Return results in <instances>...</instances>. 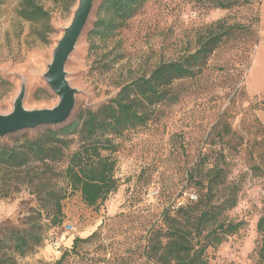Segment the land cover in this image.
<instances>
[{
	"label": "rangeland",
	"instance_id": "1",
	"mask_svg": "<svg viewBox=\"0 0 264 264\" xmlns=\"http://www.w3.org/2000/svg\"><path fill=\"white\" fill-rule=\"evenodd\" d=\"M23 0H0V113L8 114L22 89L27 109L53 108L60 98L46 79L54 52L72 23L79 0L66 9L64 0H35L50 13L48 42L36 38L37 25L22 19ZM102 0H96L88 24L66 63L67 78L77 90L71 122L82 109H97L120 86L146 75L161 62L194 52L210 30L232 27L230 34L192 77L175 82L176 101L162 103L150 121L114 138L116 149L104 150L116 160L118 187L95 206L79 190L63 200V219L53 226L31 193L36 190L2 171L10 186L0 197V231L40 222L41 243L17 264H158L151 234L173 212L205 192L196 184L206 168L218 162L225 169L227 192H237L228 218L242 221L240 230L207 250L216 264H260L264 234V0H242L229 9L204 0H149L117 35L97 41L90 50L88 32ZM223 26V27H221ZM58 127V126H55ZM46 127L0 137L14 145L24 135ZM74 137L66 155L80 148ZM225 154L222 157V154ZM66 161L55 164L60 172ZM205 169L204 171H202ZM56 186H65L57 175ZM69 192V191H68ZM72 226V227H69ZM79 239L77 243L74 241Z\"/></svg>",
	"mask_w": 264,
	"mask_h": 264
},
{
	"label": "trees",
	"instance_id": "2",
	"mask_svg": "<svg viewBox=\"0 0 264 264\" xmlns=\"http://www.w3.org/2000/svg\"><path fill=\"white\" fill-rule=\"evenodd\" d=\"M64 1L67 10L76 2ZM147 1L102 0L94 26L88 32L90 50L97 47V41L114 38ZM204 1L221 9L243 3L242 0ZM18 15L37 25L39 42H48L53 26L50 13L43 5L35 0H23ZM231 28L210 30L194 52L180 60L161 62L149 74L122 84L109 101L97 109L80 110L68 124L46 127L35 136L24 135L11 146L0 145V197L8 193L4 191L10 186L2 171L12 170L17 181L35 187L31 193L39 205L53 211V216L48 213L53 226L62 222V202L75 190L81 192L89 206L104 201L117 189L118 178L115 176L116 160L102 152L114 151V138L126 130L146 125L160 104L176 101L175 82L196 75L230 34ZM6 83L0 76V84ZM72 134L80 135L83 142L78 150L67 156L66 150L74 140ZM62 161H66V166L59 172L55 164ZM57 175L63 176L65 186L55 185ZM226 178L225 169L218 162L214 163L196 182L205 192H199L195 200H189L173 212L163 213L162 224L151 234V249L158 264H216L208 258L207 250L222 244L244 223L228 218L227 211L237 205L238 196L237 192H227L230 186ZM41 229L40 222H32L23 229L12 227L0 231V264H17L16 254L23 256L41 243ZM258 230L264 234V216L258 222ZM77 241L76 238L74 244ZM62 260L60 258L56 264H62ZM259 261L264 264V241Z\"/></svg>",
	"mask_w": 264,
	"mask_h": 264
},
{
	"label": "water",
	"instance_id": "3",
	"mask_svg": "<svg viewBox=\"0 0 264 264\" xmlns=\"http://www.w3.org/2000/svg\"><path fill=\"white\" fill-rule=\"evenodd\" d=\"M96 0H79L72 23L66 29L54 52L46 79L51 89L60 98L53 108L27 109L24 105L25 89L23 88L14 102L12 112L0 113V137L39 127H55L65 124L71 117L77 90L67 78L66 63L89 22Z\"/></svg>",
	"mask_w": 264,
	"mask_h": 264
},
{
	"label": "built area",
	"instance_id": "4",
	"mask_svg": "<svg viewBox=\"0 0 264 264\" xmlns=\"http://www.w3.org/2000/svg\"><path fill=\"white\" fill-rule=\"evenodd\" d=\"M69 227H72V226H69Z\"/></svg>",
	"mask_w": 264,
	"mask_h": 264
}]
</instances>
